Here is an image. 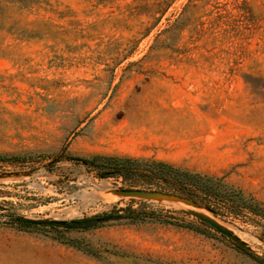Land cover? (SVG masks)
<instances>
[{"label": "rangeland", "instance_id": "rangeland-1", "mask_svg": "<svg viewBox=\"0 0 264 264\" xmlns=\"http://www.w3.org/2000/svg\"><path fill=\"white\" fill-rule=\"evenodd\" d=\"M108 157L204 175L198 208L244 245L197 206L119 195L168 186L113 174ZM142 202L192 229L18 220ZM259 208L264 0H0V264H264Z\"/></svg>", "mask_w": 264, "mask_h": 264}, {"label": "trees", "instance_id": "trees-1", "mask_svg": "<svg viewBox=\"0 0 264 264\" xmlns=\"http://www.w3.org/2000/svg\"><path fill=\"white\" fill-rule=\"evenodd\" d=\"M19 3L24 4V0H18ZM101 157H93L90 162L94 163ZM107 162H113L115 166L111 171L113 174H122L126 177L134 176H146L151 185H167L168 188H159L156 190L172 192L179 195L187 196L192 199L193 193L190 191H197L199 189L207 190L210 192V186L206 182L211 181L205 178L200 173H192L186 170H182L169 163L159 160H143L136 158H103ZM155 189V188H152ZM196 201V200H195ZM144 203L138 208H133L131 204L120 207L114 205L111 209L104 211L101 214L94 216H86L81 218H75L67 222L65 226L71 229L77 230H89L99 228L107 225H111L121 221H143L152 220L165 224L179 225L182 227L191 228L183 223H180L178 219H175L172 215L162 213L154 209H145ZM259 214L264 215V209H257Z\"/></svg>", "mask_w": 264, "mask_h": 264}, {"label": "water", "instance_id": "water-1", "mask_svg": "<svg viewBox=\"0 0 264 264\" xmlns=\"http://www.w3.org/2000/svg\"><path fill=\"white\" fill-rule=\"evenodd\" d=\"M115 192L118 193L119 195H125V196H141L145 198H154V199L156 198L174 199L180 203L183 202L184 204L187 203L189 205L200 207V204L190 197L179 195V194L172 193V192L156 190V189L146 190L143 188H124V189L116 190ZM192 213L196 217H198L201 221L211 225L212 227L216 228L221 233L231 237L232 239L244 245L242 241L234 234L232 230L225 227L223 224H221L219 221H217L212 216H204L196 212H192ZM18 220L23 223H30L34 225H48V224L65 225L67 223L66 221H57V220H51V219H35V218H30V217H20Z\"/></svg>", "mask_w": 264, "mask_h": 264}, {"label": "bare ground", "instance_id": "bare-ground-1", "mask_svg": "<svg viewBox=\"0 0 264 264\" xmlns=\"http://www.w3.org/2000/svg\"><path fill=\"white\" fill-rule=\"evenodd\" d=\"M154 134V133H153ZM158 136V135H157ZM161 136V135H160ZM151 137H153V136H151ZM159 137V136H158ZM163 137V136H162ZM142 138V137H141ZM134 139V138H133ZM138 139V138H137ZM155 140H156V138H155ZM157 140H159V139H157ZM138 142H139V140H137ZM141 144H143V143H141ZM193 206V205H192ZM194 207V206H193ZM194 210H196V212L197 213H199V214H201V215H204V216H206V212H204L203 210H201L200 208H198V207H195L194 208ZM206 213V214H205Z\"/></svg>", "mask_w": 264, "mask_h": 264}, {"label": "crops", "instance_id": "crops-1", "mask_svg": "<svg viewBox=\"0 0 264 264\" xmlns=\"http://www.w3.org/2000/svg\"><path fill=\"white\" fill-rule=\"evenodd\" d=\"M171 164H177V165H180V163H179V162H177V163H171Z\"/></svg>", "mask_w": 264, "mask_h": 264}]
</instances>
